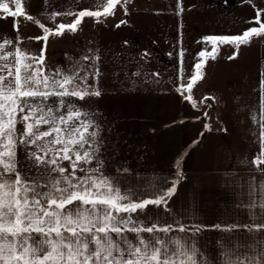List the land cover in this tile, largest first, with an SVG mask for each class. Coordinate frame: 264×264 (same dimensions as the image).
<instances>
[{
    "label": "snow or ice",
    "instance_id": "obj_1",
    "mask_svg": "<svg viewBox=\"0 0 264 264\" xmlns=\"http://www.w3.org/2000/svg\"><path fill=\"white\" fill-rule=\"evenodd\" d=\"M130 2L93 0L87 9L66 12L75 15V20L70 24L59 23L55 31L40 24L45 34L35 39L43 40L45 48L41 49L39 64H43L50 33L63 35L65 29L76 32L85 17L103 22L101 18L115 16L121 4L125 5L124 14L128 15L126 5ZM177 10L184 11L179 0ZM57 15L60 13H54L53 19ZM17 17L33 21L26 12L24 0H0V18H12L16 31ZM125 23L122 20L116 27ZM248 23L257 26L238 35L202 38L201 43L209 42L212 51L203 49L197 54L195 72L187 79L179 74L183 69H178V79L184 82L179 84L177 92L193 108L199 107L193 100V88L204 78L202 67L207 62L200 58L210 56L215 60L213 53L220 44L233 46L235 51L228 58L235 59L242 45L264 37V21L259 13ZM183 55L181 49L178 53L181 63ZM28 59L18 47V38L0 37V264H264V175L247 178L252 182L248 185V207L254 210L250 223L210 226L225 234L242 231L250 243L241 245L229 235L227 243L222 239L217 241L216 256L210 258L206 255L207 246L202 249L197 243L200 233L209 226L159 221V212L170 211L168 203L183 178L182 157L175 162L171 180L165 177L158 181L149 176L145 178L148 185L145 191L136 195L122 192L114 177L103 170L100 114L88 108L93 98L102 96V90L96 86L101 74L99 68L92 65L95 71L90 73V83L88 75L79 73L64 75L56 71L51 76L42 75V68L25 63ZM94 59L98 61L100 57ZM133 75L139 77L141 73L137 71ZM261 77L259 99L264 109V72ZM214 100L205 96L200 103ZM79 101L85 104L78 107ZM203 117L210 119L207 111ZM250 119L260 127L258 134L250 133L258 145L252 165L264 174L261 167L264 165V115L257 121L253 111ZM204 130L211 131V126L205 123ZM18 150L23 151L25 164L18 159ZM63 161L68 162L67 166ZM33 168L41 174L32 175ZM152 210L157 211L155 217ZM255 210H258L259 223H254Z\"/></svg>",
    "mask_w": 264,
    "mask_h": 264
},
{
    "label": "crops",
    "instance_id": "obj_2",
    "mask_svg": "<svg viewBox=\"0 0 264 264\" xmlns=\"http://www.w3.org/2000/svg\"><path fill=\"white\" fill-rule=\"evenodd\" d=\"M27 3L30 10L27 14L33 17V21L43 22L46 28L55 31L59 23L70 24L75 20V15L65 14L66 12L87 9L93 0H27ZM258 3L260 8L255 13L226 19L251 20L257 13L262 19L264 0H259ZM57 12L60 15L53 19V14ZM128 13L123 18L136 21L132 22L134 26L125 23L117 28V23L101 25L95 18L85 17L75 33L65 29L63 36L66 37H62L61 41L49 40L45 49L46 55H62L59 61L63 62L61 67L68 75H88L91 83L90 73L95 68L100 70L96 86L102 90V96L93 98L88 108L100 114L99 138L103 141L100 155L105 160V174L114 177L122 192L136 195L147 189L146 177L154 176L158 181L165 177L171 180L175 173V162L178 157H182L183 178L177 186L176 194L168 203L170 211L159 212L160 223L176 221L209 226L200 233L197 243L202 249L207 246L206 255L210 258L216 256L217 241L222 239L227 243L229 235L235 237L234 242L249 244L247 234L242 231L225 234L212 230L210 226L217 223H221L223 227L232 223L243 225L251 222L249 217L254 210L248 207V185L252 182L247 178L264 175L252 165L258 145L250 134L253 131L258 134L260 131L259 123L254 125L250 114L254 111L257 121L264 115L259 99L262 79L260 62L258 70L253 65L254 70L243 77L237 87L234 82L229 84L225 81L224 84L222 81V94L195 96L192 92L193 100L199 106L193 108L191 102L183 99L177 92L179 84L184 82L178 79V69L182 68V63L177 59L176 51L180 52V49L176 50L174 45L172 48L171 44L167 46L166 43L169 40L171 43L172 39L164 37L154 44L156 49L153 54L144 56L148 50L141 48L139 51L129 41L119 39L117 34L122 31H134L135 35L143 32L149 34L142 28L141 22L137 23L143 21L141 19L144 15H139L134 10ZM117 15L118 12L115 16L101 19L113 21L119 17ZM170 18L176 19L174 16ZM16 21L18 31L13 27L12 18H0V37L18 38V47L24 52L20 43L21 30H27V35L31 37L43 36L45 33L40 25L34 27L32 22H24L29 21L24 17H17ZM50 35L51 33L49 37ZM43 45L42 40L41 43L29 40V48L37 46L39 57ZM246 48L249 50L253 47L248 45ZM4 50H8L7 45ZM65 54L70 57L65 58ZM85 56L92 59L85 61ZM96 56L100 57L98 61L94 59ZM194 63L196 58L190 62V72ZM137 71L141 76L133 75ZM157 73L159 75H154ZM179 74L183 75V72ZM188 74L184 75L185 79L189 77ZM216 83L209 82L207 90L216 89ZM184 94L187 95L186 90ZM205 96L214 97L215 100L201 104L200 101ZM84 104V101H79L77 106ZM217 104L221 106L218 109L213 107ZM205 111L210 115L208 120L203 117ZM205 123L211 126V131L204 130ZM17 156L21 164L26 163L23 151L18 150ZM245 160L248 161L247 164L244 163ZM62 164L67 166L68 162L63 161ZM261 167L264 168V165ZM123 168L128 171H117ZM40 174L37 168L32 169V175ZM77 175L81 173L77 172ZM255 183L258 193L259 179ZM255 211L257 217L254 223H259L258 210ZM156 214L157 211L152 210L154 217Z\"/></svg>",
    "mask_w": 264,
    "mask_h": 264
},
{
    "label": "rangeland",
    "instance_id": "obj_3",
    "mask_svg": "<svg viewBox=\"0 0 264 264\" xmlns=\"http://www.w3.org/2000/svg\"><path fill=\"white\" fill-rule=\"evenodd\" d=\"M259 0H228V3L225 4L224 0H179V5L183 7L184 11L178 13L177 5L178 0H131L129 4L126 5L128 12L131 10L136 11V13L143 14V21L141 26L145 31H148L149 34L140 33L135 35L134 31H122L117 34L118 38L121 40H127L131 45H134L137 50L140 51L141 48L148 50V54H153L157 43V40H161L166 37L172 39L171 43H166L167 46L171 44L176 48L182 49L184 52L182 58V69L183 76L187 73L188 76L195 72L194 68H191L190 72V62L196 58L198 60L197 54L206 49L208 52L212 51V46L209 42L201 43L202 38L208 36H222V35H238L241 34L244 30L257 26L254 24L248 23V19H226L233 16H243L244 14L255 13L259 7ZM124 7L125 5L121 4L117 6V11L119 16L117 19L103 20L99 22L101 25H109V22H112V25L120 23V21H127V24L134 26L129 19L125 20L124 17ZM25 9L28 13L29 4L25 0ZM170 16L176 17L174 20H170ZM181 16V18H180ZM180 18V20H179ZM262 21H264V14L262 16ZM28 24L31 23L34 27L42 24L38 21H24ZM66 23L70 21H65ZM38 24V25H37ZM166 24V26H165ZM44 25V24H43ZM136 28L139 29L137 26ZM148 28V29H147ZM25 29L27 26L25 25ZM165 29V30H164ZM166 31V32H163ZM170 31V33H169ZM27 30H21V41L24 52L29 56V59L25 63H33L34 67H40L43 69L42 75L51 76L56 71H60L64 75L66 71L61 67L63 65L62 61H59L62 55L50 54L44 51L43 53V64H39V51H37V46H33V49L29 48V40L34 39V41L41 43V40L35 39L34 37L27 35ZM75 33V32H74ZM64 35V34H63ZM63 35H50L46 44L50 41H61ZM27 39V42H26ZM155 40V43H154ZM45 48V42L42 40ZM51 43V42H50ZM60 44V43H59ZM122 45V44H120ZM61 46V45H60ZM59 46V48H60ZM148 46L149 48H147ZM248 46V45H247ZM249 46L253 47L248 50L246 46L242 45L239 54L235 59H229L228 57L235 51V48L230 45H220L217 44V51L213 53L215 55V60L210 56L200 58L206 60V64L202 67L204 78L193 88V94L197 96H203L208 94L210 96L219 95L223 90L222 81L226 84L225 81H228L229 84L234 82L236 87L237 84H241L243 77H247L251 71L256 69L258 70L257 65L260 62L261 72H264V37L253 38ZM133 47V46H131ZM129 47V48H131ZM246 48V50H242ZM178 50L176 51L177 59H180L178 56ZM260 54V55H259ZM65 58H69L68 54L64 55ZM258 56L260 59H258ZM236 61V62H234ZM190 65V66H189ZM47 66V69H46ZM23 73V69H22ZM216 81L214 85L216 89L207 90L210 87L209 82ZM213 86V84L211 85ZM248 87V82H246V90ZM222 94V93H221ZM217 109L220 108V105H215Z\"/></svg>",
    "mask_w": 264,
    "mask_h": 264
}]
</instances>
